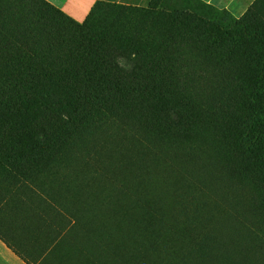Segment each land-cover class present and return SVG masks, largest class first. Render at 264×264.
I'll list each match as a JSON object with an SVG mask.
<instances>
[{
    "label": "rangeland",
    "instance_id": "1",
    "mask_svg": "<svg viewBox=\"0 0 264 264\" xmlns=\"http://www.w3.org/2000/svg\"><path fill=\"white\" fill-rule=\"evenodd\" d=\"M244 15L264 32V0ZM176 18L155 1L94 11L97 36L175 44L146 79L170 96L142 131L84 130L31 185L0 177V264H264V169L233 146L249 92L245 50ZM153 53L141 55L152 63ZM132 220L142 222L136 234ZM168 244L177 256L166 260Z\"/></svg>",
    "mask_w": 264,
    "mask_h": 264
},
{
    "label": "trees",
    "instance_id": "2",
    "mask_svg": "<svg viewBox=\"0 0 264 264\" xmlns=\"http://www.w3.org/2000/svg\"><path fill=\"white\" fill-rule=\"evenodd\" d=\"M152 1L163 5L171 23L177 16L202 22L225 43L245 50L249 92L233 146L264 169V32L244 13L236 18L202 0H150L148 5ZM100 6L144 7L98 0L77 22L45 0H0V177L19 187L56 166L84 130L119 122L142 131L151 107L170 96L153 92L160 86L154 81L148 90L146 79L156 75L157 63L171 61L175 44L139 48L117 40L111 30L109 39L97 36L90 25ZM145 50L154 52L152 63L144 61ZM141 223L132 220L127 226L135 233ZM167 246L165 258L175 253Z\"/></svg>",
    "mask_w": 264,
    "mask_h": 264
},
{
    "label": "crops",
    "instance_id": "3",
    "mask_svg": "<svg viewBox=\"0 0 264 264\" xmlns=\"http://www.w3.org/2000/svg\"><path fill=\"white\" fill-rule=\"evenodd\" d=\"M71 19L82 22L98 0H45ZM121 5L147 6L150 0H102ZM219 9H226L235 17L242 15L255 0H202Z\"/></svg>",
    "mask_w": 264,
    "mask_h": 264
}]
</instances>
